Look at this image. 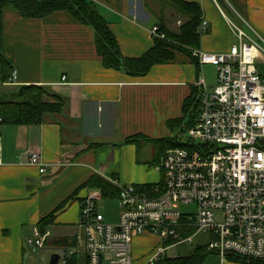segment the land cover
<instances>
[{
	"label": "crops",
	"instance_id": "crops-1",
	"mask_svg": "<svg viewBox=\"0 0 264 264\" xmlns=\"http://www.w3.org/2000/svg\"><path fill=\"white\" fill-rule=\"evenodd\" d=\"M89 1L107 21L124 58H140L153 48L155 28L160 34L178 33L187 21L166 0ZM183 1L198 4L202 23L207 22L206 32L200 27L198 49L203 52L226 53L238 44L231 24L264 39V0ZM0 55L16 72L15 80L0 85V97L37 85L45 88L50 100L55 97L62 103L61 112L44 115L38 124L1 128L0 264H33L28 240L52 213L49 246L80 234L81 202L90 190L83 185L92 176L149 185L152 179L140 167L142 149L127 140L176 137L182 121H187L188 101L204 90L211 93L217 83L216 68L199 64L186 49L174 50L171 63L155 65L144 76L108 69L97 53L94 30L65 11L40 19L10 8L3 11ZM31 153L40 155L45 173L29 163ZM149 240L156 241L138 253L135 243ZM160 245L156 236H135L133 264H147ZM44 249L41 254L48 251L50 260L59 248ZM85 262L83 253L77 255L75 264ZM224 264L240 263L228 259Z\"/></svg>",
	"mask_w": 264,
	"mask_h": 264
},
{
	"label": "built area",
	"instance_id": "built-area-1",
	"mask_svg": "<svg viewBox=\"0 0 264 264\" xmlns=\"http://www.w3.org/2000/svg\"><path fill=\"white\" fill-rule=\"evenodd\" d=\"M231 27L238 44L228 52H191L199 64L216 68L217 83L200 95L194 125H183L174 137L180 146L161 156V182L146 189L109 179L119 191L116 223L99 211L101 192L89 190L80 207L82 232L75 247L58 249L59 264L81 253L86 264H133L132 240L144 235L161 239L147 263L157 264L168 249L198 234L208 236L206 249L222 264L264 261V39ZM207 28L204 21L202 32ZM152 32L165 39L158 28ZM29 163L45 173L38 153H31ZM188 206L196 211L182 210ZM188 231L193 234L186 236ZM49 236L34 231L28 240L33 255L44 250Z\"/></svg>",
	"mask_w": 264,
	"mask_h": 264
},
{
	"label": "trees",
	"instance_id": "trees-1",
	"mask_svg": "<svg viewBox=\"0 0 264 264\" xmlns=\"http://www.w3.org/2000/svg\"><path fill=\"white\" fill-rule=\"evenodd\" d=\"M166 1L170 2L183 17H186L187 21L181 26L178 33L164 32L165 39L156 38L153 48L140 58H124L114 35L109 30L107 21L101 15L96 4L89 0H1L0 16L3 11L9 8L19 12L26 18L39 19L59 11L68 12L80 23L94 30L97 53L106 68L124 70L131 76H144L155 65L171 63L173 61L174 50L186 49L192 57V50H196L199 47L200 27L202 24V10L200 6L196 3H189L183 0ZM13 72L14 69H12L8 60L0 55V85L10 83ZM199 97L200 95H196L188 101L184 109V118H187V121H182L181 124L189 127L194 125L198 117ZM61 111L62 103L55 97L50 100L43 86L28 85L19 87L14 93L0 99V132L1 128L5 125L30 126L40 123L46 114H55ZM142 139L154 141L156 145H158L157 142L162 144L166 141L170 145L169 148L180 146L176 138L151 140L135 136L129 138L127 142L140 147L139 144ZM158 148H156L157 154L153 162L155 165L159 164L161 156L169 149H166L164 146H158ZM152 186L154 185L149 184L138 187L147 189ZM83 187L100 191L103 201H117L119 197L118 189L109 183L108 180L98 175L92 176ZM64 204L57 210L62 208ZM54 216L55 213H52L40 221L38 230L41 233L45 234L48 228L54 224ZM184 234L187 236L193 234V231H188ZM50 242V239H47L45 246H49ZM52 243L55 248H68L75 247L77 241L76 238H73L61 239ZM212 254L214 253L208 252L206 246H203L198 247L190 256L165 257L157 264H205L208 256ZM76 258L77 255L72 257L68 261V264H75ZM235 261L242 264H264V261L247 262L237 259Z\"/></svg>",
	"mask_w": 264,
	"mask_h": 264
},
{
	"label": "rangeland",
	"instance_id": "rangeland-1",
	"mask_svg": "<svg viewBox=\"0 0 264 264\" xmlns=\"http://www.w3.org/2000/svg\"><path fill=\"white\" fill-rule=\"evenodd\" d=\"M2 98L3 97H0V99H2ZM176 132H177L176 135L179 134L181 132V128L179 127L178 130H176ZM157 144L158 145H156V143L154 141H147L145 139L140 140V144H139L140 148L142 149L140 152V157H139V161L141 162L140 167L152 179L151 183H153V184L159 183L161 180V174L159 172H157L156 165L153 163L155 156L157 154L156 148H158V146H162V147L164 146V147H166V149L170 147V145L166 141H164V143H162V144L157 142ZM119 210H120V207H119V203L117 201H102L99 203V211L104 215L107 222L116 223L118 220ZM182 210L196 211V207H194V206L182 207ZM190 235H192V234H190ZM203 236L204 235H201V236L194 238L191 243L187 242L185 244H181L180 246L173 247L172 249H170L167 252L166 256L168 258H173L176 256H179V257L189 256L198 247L206 246L208 244L209 239L206 236H204V237ZM155 241L156 240L142 241V242H139L138 244L135 243L134 246H138L137 252L142 253V252H145L146 249L151 247L155 243ZM52 246H53V243H52V245L45 246V247H52ZM39 255H34L35 258H32L33 264H34V262H36V264H37V261H39V260L42 261L41 264H48L49 256H50L49 252L46 251L45 253H42L41 256H39ZM214 255L215 254L209 255L205 264H220L218 259H216V256H214ZM240 264H242V263H240Z\"/></svg>",
	"mask_w": 264,
	"mask_h": 264
},
{
	"label": "water",
	"instance_id": "water-1",
	"mask_svg": "<svg viewBox=\"0 0 264 264\" xmlns=\"http://www.w3.org/2000/svg\"><path fill=\"white\" fill-rule=\"evenodd\" d=\"M60 261V255L57 253H54L48 262V264H59Z\"/></svg>",
	"mask_w": 264,
	"mask_h": 264
}]
</instances>
